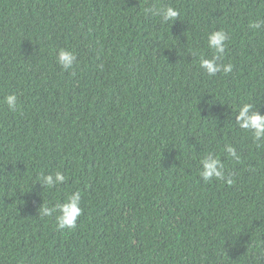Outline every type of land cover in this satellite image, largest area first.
<instances>
[{"label": "trees", "instance_id": "16d2710c", "mask_svg": "<svg viewBox=\"0 0 264 264\" xmlns=\"http://www.w3.org/2000/svg\"><path fill=\"white\" fill-rule=\"evenodd\" d=\"M258 18L264 0H0V264H264V143L234 116L264 113ZM221 29L232 70L209 76ZM209 152L232 183L200 177ZM56 171L65 183L37 180ZM74 191L75 228L39 214Z\"/></svg>", "mask_w": 264, "mask_h": 264}, {"label": "clouds", "instance_id": "9594fccd", "mask_svg": "<svg viewBox=\"0 0 264 264\" xmlns=\"http://www.w3.org/2000/svg\"><path fill=\"white\" fill-rule=\"evenodd\" d=\"M146 15L150 14L153 17H159L162 23L175 21L180 13L172 6H152L144 9ZM264 26V19L258 18L255 21H250L248 27L253 30H259ZM230 36L224 30H213L207 35V47L212 51L210 58L201 56L199 66L209 76H215L219 72L228 73L232 70L231 63H220L225 54L227 42ZM57 63L63 70H72L77 65V56L73 50L68 48H60L56 55ZM3 103L8 106V109L15 112L18 107V96L16 93H10L3 99ZM235 122L240 129L250 131L252 139L259 147L264 143V113L259 111V107H255L252 103H243L238 106L235 111ZM224 152L227 153L229 159L239 161L241 159L236 148L231 144H226ZM225 164L218 155L209 152L206 156L200 159L199 175L204 181H210L213 178L216 180H226L227 183H232L231 179L225 177ZM66 176L59 171L51 174H42L37 177L40 183L47 187L53 188L66 182ZM81 193L74 191L66 196L61 202L57 201L51 207L48 204H43L39 207V214L44 217H51L54 213L56 227L59 230L75 228L78 218L82 215Z\"/></svg>", "mask_w": 264, "mask_h": 264}]
</instances>
